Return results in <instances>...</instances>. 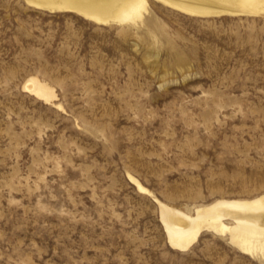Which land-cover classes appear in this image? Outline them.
Here are the masks:
<instances>
[{
	"label": "rangeland",
	"instance_id": "374dc122",
	"mask_svg": "<svg viewBox=\"0 0 264 264\" xmlns=\"http://www.w3.org/2000/svg\"><path fill=\"white\" fill-rule=\"evenodd\" d=\"M146 4L119 25L0 0V264H264L212 233L171 249L158 206L264 195V12Z\"/></svg>",
	"mask_w": 264,
	"mask_h": 264
},
{
	"label": "bare ground",
	"instance_id": "6f19581e",
	"mask_svg": "<svg viewBox=\"0 0 264 264\" xmlns=\"http://www.w3.org/2000/svg\"><path fill=\"white\" fill-rule=\"evenodd\" d=\"M158 1L188 15L202 18L264 12V0ZM27 2L51 12H74L99 24H135L147 12L146 0H27ZM24 88L48 102L55 98L53 89L34 77L27 80ZM128 178L139 191H147L135 178L132 176ZM158 206L166 241L173 250L186 251L202 234L212 233L225 237L244 255L264 258V195L250 200L220 199L207 206L195 208L192 213L168 207L160 202Z\"/></svg>",
	"mask_w": 264,
	"mask_h": 264
}]
</instances>
